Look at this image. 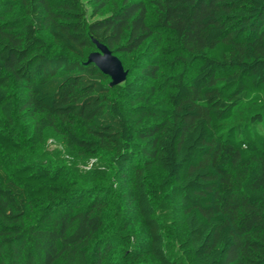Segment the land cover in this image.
Wrapping results in <instances>:
<instances>
[{
  "label": "trees",
  "instance_id": "obj_1",
  "mask_svg": "<svg viewBox=\"0 0 264 264\" xmlns=\"http://www.w3.org/2000/svg\"><path fill=\"white\" fill-rule=\"evenodd\" d=\"M88 1L0 0V104L7 118H28L40 137L61 119L71 142L112 154L122 177L135 161L137 138L144 141L146 159L131 168L134 188L125 201L146 234L143 248L127 254L135 260L123 264H138L144 253L156 264H177L148 189L156 167L179 191L198 264H264V114L241 117L256 105L264 109V0ZM95 41L123 62L131 100L147 88L128 80L125 58L151 43L171 58L173 72L162 63L143 67L154 102L137 132L111 95V78L88 63ZM14 84L19 103L9 99ZM238 118L218 133L215 124ZM0 147L18 157L13 168L0 157V264H107L115 247L99 235L109 195L79 191L67 172L26 154L13 135L0 132Z\"/></svg>",
  "mask_w": 264,
  "mask_h": 264
},
{
  "label": "rangeland",
  "instance_id": "obj_2",
  "mask_svg": "<svg viewBox=\"0 0 264 264\" xmlns=\"http://www.w3.org/2000/svg\"><path fill=\"white\" fill-rule=\"evenodd\" d=\"M85 1L89 2L88 0ZM117 1L120 2L121 0ZM87 5L91 11L93 9L92 5L89 3ZM109 11L110 8L105 10V14H109ZM155 46L156 44L151 43L143 50L125 58L126 66L130 69L128 80L138 84L139 88H147L144 97L131 100L125 95V83L114 86L111 85V79L108 81L112 97L122 102L134 132H137L144 123L142 119L145 118L143 112L148 110L146 106H151L154 102L150 103L148 100L150 83L143 79V67L147 64L157 65L162 63L165 65V71L173 72L174 70V67L170 65L171 58L169 55H164L159 50L156 51ZM179 67V71H181L182 65ZM20 97L21 91L14 84L10 89L9 99L19 103ZM159 100H161L160 97ZM2 104H0V132L13 135L25 144L26 154L34 156L41 162H50L67 172L74 180L79 191L89 192L93 195H109L111 209H109L108 224L99 235V237H106L115 247V251L110 254L107 264H123L127 260H135L132 257L127 259V254L133 255L132 251L134 249L143 248L140 242L142 235L146 234V229L137 215H129L130 209L125 197L127 194H131L134 188V177L131 175V168L142 165L146 159L144 141L137 138L134 153L135 161L131 163L132 167L129 169L128 175L122 177L117 170L112 154L102 150L96 154H91L71 142L65 131L66 126L61 119H55L54 125L47 128L44 135L40 137L36 134L32 122L19 113H14V116H16L15 123L10 122L2 109ZM156 105L161 108L165 107L164 104L155 103ZM252 109L253 111H242L241 117L247 116L249 118L256 112L264 114L261 105H256ZM238 121L239 118L231 119L217 123L215 126L218 133L226 134L229 127ZM74 126L80 137L87 136L86 129L81 122H75ZM0 157L8 168H13L17 164L18 157L7 154L2 147H0ZM147 184L155 205L156 216L164 231L168 256L177 264H198L188 243L184 212L180 204L178 189L171 181H166V174L157 167L153 172L148 173ZM125 218H130L131 230L125 231L122 228L123 224L126 223ZM136 252L138 253L137 250ZM137 261L138 264H156L147 253H144L140 261Z\"/></svg>",
  "mask_w": 264,
  "mask_h": 264
},
{
  "label": "water",
  "instance_id": "obj_3",
  "mask_svg": "<svg viewBox=\"0 0 264 264\" xmlns=\"http://www.w3.org/2000/svg\"><path fill=\"white\" fill-rule=\"evenodd\" d=\"M97 51L89 55L88 63H95L101 71L112 79L111 85H118L126 81L128 71L121 59L105 44L95 41Z\"/></svg>",
  "mask_w": 264,
  "mask_h": 264
}]
</instances>
